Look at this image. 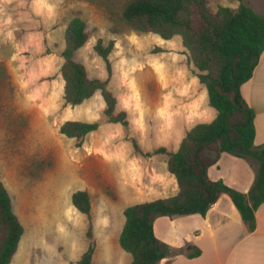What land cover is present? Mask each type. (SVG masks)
<instances>
[{
	"label": "rangeland",
	"instance_id": "1",
	"mask_svg": "<svg viewBox=\"0 0 264 264\" xmlns=\"http://www.w3.org/2000/svg\"><path fill=\"white\" fill-rule=\"evenodd\" d=\"M128 1L0 0V181L23 227L10 264H77L89 225L92 264L130 263L118 244L123 210L178 191L167 154L154 151L174 152L193 126L216 115L180 37L125 22ZM207 2L211 13L238 6ZM244 3L264 14V0ZM75 17L87 41L73 59L89 79L107 80L125 124L108 120L98 92L74 106L64 99L61 54ZM99 39L114 42L109 74L94 51ZM69 121L97 129L79 143L59 131ZM76 191L89 196V219L72 205Z\"/></svg>",
	"mask_w": 264,
	"mask_h": 264
},
{
	"label": "trees",
	"instance_id": "2",
	"mask_svg": "<svg viewBox=\"0 0 264 264\" xmlns=\"http://www.w3.org/2000/svg\"><path fill=\"white\" fill-rule=\"evenodd\" d=\"M236 9L218 7L211 13L207 0H130L122 10V19L141 30L151 31L162 39L179 36L198 70V80L206 87L208 103L216 111L208 123L193 126L171 153L161 147L155 154H167V170L177 184V193L127 206L118 237L119 247L129 254L130 264H158L170 249L153 235L152 223L157 216L199 214L205 216L221 194L229 197L242 221L252 231L254 213L264 202V143L254 145V114L240 94V86L249 80L264 51V14L258 15L244 0H237ZM61 76L64 99L78 105L100 93L105 115L110 122L125 124L124 112L116 113V99L108 90L107 80L89 79L85 68L73 59L74 53L87 41L84 22L75 17L65 31ZM113 41L105 45L97 40L95 53L110 73L108 56ZM97 124L65 122L60 133L82 142L95 131ZM222 153L245 160L254 169L255 178L247 194L226 186L221 180L211 181L207 169ZM78 212L90 218V199L86 191L71 196ZM23 227L12 211L10 196L0 181V264H10L15 255ZM90 242L77 264H92L95 243L89 225ZM187 254L188 258L200 251Z\"/></svg>",
	"mask_w": 264,
	"mask_h": 264
},
{
	"label": "crops",
	"instance_id": "3",
	"mask_svg": "<svg viewBox=\"0 0 264 264\" xmlns=\"http://www.w3.org/2000/svg\"><path fill=\"white\" fill-rule=\"evenodd\" d=\"M242 99L254 114V145L264 143V51L249 80L240 86ZM211 181L247 194L255 173L245 160L222 153L207 169ZM252 231L242 221L229 197L221 194L207 210L199 214L157 216L152 223L154 237L167 245L170 253L158 264H264V202L254 213ZM200 255L188 258L194 249ZM130 264V263H128Z\"/></svg>",
	"mask_w": 264,
	"mask_h": 264
}]
</instances>
